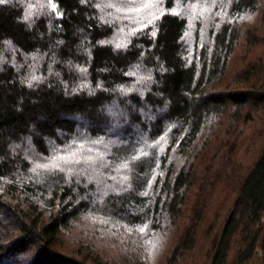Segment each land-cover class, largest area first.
<instances>
[{
	"label": "trees",
	"instance_id": "1",
	"mask_svg": "<svg viewBox=\"0 0 264 264\" xmlns=\"http://www.w3.org/2000/svg\"><path fill=\"white\" fill-rule=\"evenodd\" d=\"M141 226L264 264V0H3L0 264H146Z\"/></svg>",
	"mask_w": 264,
	"mask_h": 264
},
{
	"label": "rangeland",
	"instance_id": "2",
	"mask_svg": "<svg viewBox=\"0 0 264 264\" xmlns=\"http://www.w3.org/2000/svg\"><path fill=\"white\" fill-rule=\"evenodd\" d=\"M147 4L149 5V3L147 2ZM151 15V14H150ZM153 15V14H152ZM260 18L258 17V14H250L249 17H247L244 21H245V25H251L253 23L258 22ZM54 158V157H53ZM53 162L56 161V159L52 160ZM159 174V170L156 167H153V172L152 175L148 181V185H151L152 181H154V177H156ZM129 228V227H126ZM131 230V229H130ZM134 231V230H132ZM136 232L141 234V239H142V244H143V248L140 246V255H143V257L145 258V263L146 264H156L158 263V261L161 260V257L164 255L170 239L169 238H165V239H161L159 240H155L154 238L151 239H145L147 238L144 235V228L141 226L139 228H136L135 230ZM144 235V236H143Z\"/></svg>",
	"mask_w": 264,
	"mask_h": 264
},
{
	"label": "snow or ice",
	"instance_id": "3",
	"mask_svg": "<svg viewBox=\"0 0 264 264\" xmlns=\"http://www.w3.org/2000/svg\"><path fill=\"white\" fill-rule=\"evenodd\" d=\"M3 0H0V3H2ZM49 2L51 3V0H49ZM53 10H55V5L53 4Z\"/></svg>",
	"mask_w": 264,
	"mask_h": 264
}]
</instances>
